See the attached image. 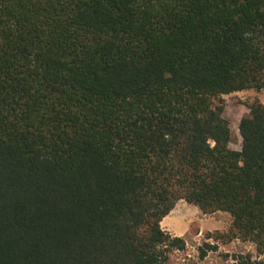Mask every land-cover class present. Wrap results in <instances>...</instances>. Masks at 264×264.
I'll return each mask as SVG.
<instances>
[{
	"label": "trees",
	"instance_id": "trees-1",
	"mask_svg": "<svg viewBox=\"0 0 264 264\" xmlns=\"http://www.w3.org/2000/svg\"><path fill=\"white\" fill-rule=\"evenodd\" d=\"M264 0H0V264H168L179 200L264 264ZM217 251L218 244H207Z\"/></svg>",
	"mask_w": 264,
	"mask_h": 264
},
{
	"label": "rangeland",
	"instance_id": "rangeland-1",
	"mask_svg": "<svg viewBox=\"0 0 264 264\" xmlns=\"http://www.w3.org/2000/svg\"><path fill=\"white\" fill-rule=\"evenodd\" d=\"M254 99L264 103V90H241L222 94L219 98L225 105V116L230 121V147L233 149L239 150L242 147L239 124L242 117L249 113L248 105ZM232 220L229 212L218 210L204 213L198 206L179 200L173 212L164 218L162 227L168 230L169 222L175 221L174 229L168 231L173 236H182L186 240V246L181 250H173L168 264H238L234 258L247 253L259 258L260 254L252 241L236 238L226 242L207 237L208 233L218 236L219 233L227 232L232 226ZM208 243L218 244V250H208L202 255L208 249Z\"/></svg>",
	"mask_w": 264,
	"mask_h": 264
},
{
	"label": "crops",
	"instance_id": "crops-1",
	"mask_svg": "<svg viewBox=\"0 0 264 264\" xmlns=\"http://www.w3.org/2000/svg\"><path fill=\"white\" fill-rule=\"evenodd\" d=\"M174 210V209H173ZM173 210L171 211V213L173 212ZM168 216V215H167ZM165 218V217H164ZM164 221V219H163ZM162 221V223H163ZM169 222V221H168ZM174 226H175V221H170L169 224H168V230L170 229H174Z\"/></svg>",
	"mask_w": 264,
	"mask_h": 264
}]
</instances>
